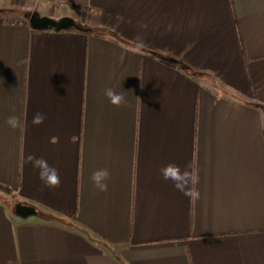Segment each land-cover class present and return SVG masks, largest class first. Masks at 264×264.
<instances>
[{
	"label": "crops",
	"instance_id": "0c3cea01",
	"mask_svg": "<svg viewBox=\"0 0 264 264\" xmlns=\"http://www.w3.org/2000/svg\"><path fill=\"white\" fill-rule=\"evenodd\" d=\"M34 5L85 31L0 9V184L37 213L0 199V264H264V0ZM168 164L195 168L198 198L163 179Z\"/></svg>",
	"mask_w": 264,
	"mask_h": 264
},
{
	"label": "clouds",
	"instance_id": "9594fccd",
	"mask_svg": "<svg viewBox=\"0 0 264 264\" xmlns=\"http://www.w3.org/2000/svg\"><path fill=\"white\" fill-rule=\"evenodd\" d=\"M105 95L108 97L111 104L114 106H121L125 103L124 97L111 88L106 89ZM45 115L43 113L37 112L32 119V123L35 125H40L44 122ZM6 123L13 129L22 128V121L16 116H10ZM26 161L31 164V166L38 170L39 178L44 182L45 186L48 188H56L60 185V178L57 169L51 167L45 159L42 157L37 158L33 155H28ZM161 175L165 180H171L174 182V187L183 192L185 195L192 199L199 197V192L195 190L194 187H189V185L194 186L198 183L199 177L195 168L192 166H186L182 171L178 165L168 164L161 169ZM110 178V173L107 169H99L92 173L91 180L94 187L99 191L106 192L108 190V184L106 181Z\"/></svg>",
	"mask_w": 264,
	"mask_h": 264
},
{
	"label": "water",
	"instance_id": "95a60500",
	"mask_svg": "<svg viewBox=\"0 0 264 264\" xmlns=\"http://www.w3.org/2000/svg\"><path fill=\"white\" fill-rule=\"evenodd\" d=\"M28 23L30 28L36 31L61 32L72 29L85 31L84 29H81L71 18L63 17L58 20H53L48 17L40 16L36 12L30 15ZM13 213L15 216L23 219L36 216L37 214L34 208L20 203L14 205Z\"/></svg>",
	"mask_w": 264,
	"mask_h": 264
},
{
	"label": "rangeland",
	"instance_id": "374dc122",
	"mask_svg": "<svg viewBox=\"0 0 264 264\" xmlns=\"http://www.w3.org/2000/svg\"><path fill=\"white\" fill-rule=\"evenodd\" d=\"M12 0H1L0 2V9L3 11H11L15 12L16 15L21 16L22 14H26L27 18L29 19L30 13L36 9L35 0H18L16 1L18 3V6H10ZM14 14V13H13ZM78 25V23H76ZM0 199L4 201L7 205L11 206L14 205L13 198L7 194L6 191H0Z\"/></svg>",
	"mask_w": 264,
	"mask_h": 264
},
{
	"label": "trees",
	"instance_id": "16d2710c",
	"mask_svg": "<svg viewBox=\"0 0 264 264\" xmlns=\"http://www.w3.org/2000/svg\"><path fill=\"white\" fill-rule=\"evenodd\" d=\"M30 15L28 17H30ZM0 191H5L2 184H0Z\"/></svg>",
	"mask_w": 264,
	"mask_h": 264
}]
</instances>
